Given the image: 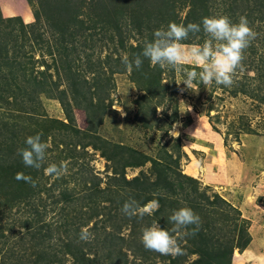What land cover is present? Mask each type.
<instances>
[{
    "label": "rangeland",
    "instance_id": "374dc122",
    "mask_svg": "<svg viewBox=\"0 0 264 264\" xmlns=\"http://www.w3.org/2000/svg\"><path fill=\"white\" fill-rule=\"evenodd\" d=\"M43 1L0 0V40H4L3 37L7 38L10 33L15 34L17 37L22 33L18 21L14 18L19 17L27 32V34H22L27 39L24 40L23 46L19 44L22 42L21 38L14 40L16 41L13 42L14 48L13 46L8 47V54L15 51L19 55L18 58L24 56L21 61L25 62L27 66L34 62L33 73L42 71V73L37 72L36 78L43 82V88L37 87L32 82L30 84L23 82L19 85L20 93L21 86L27 88L29 85L28 89H32V94H30L29 99L18 98L16 100L19 107L18 111L24 115L23 117L25 115H31L32 117L33 115L42 119V122L38 124V128L42 127L43 134L47 135L42 140V142L48 144L45 166L49 163L59 165L61 162H67L68 164L67 174L58 178L46 175L44 168L42 169L43 180L40 184L39 196H37L40 199L37 200L40 201V206L43 205L40 209V220L35 224L37 227L49 224V234L51 235L49 247L54 242L55 223L61 219L59 209L62 205L55 202L61 190H67L74 196L77 194L82 200L92 201L96 205L93 210L95 214L89 218L88 224L80 230L87 229L93 233L89 227L95 223L99 227L107 219L105 214L110 212L115 213L111 222L121 227L120 232L115 231L114 228H109V231L123 238V241H121L117 236H114L113 243L119 246L128 243L133 247L140 242L142 229L146 227L145 219H138L131 224L135 233L132 235L130 225L123 223L125 215L121 212L123 204L120 203L119 198L113 195L105 197V193L101 192V188L104 189L107 185H113L116 182L115 177L112 178L114 173L111 167L116 166L119 169L127 157L124 150L118 155L112 152L121 150L118 149V145L129 146L145 156L161 159L162 152L165 149L172 152L173 155H175L177 149L182 150L185 155L181 157L180 168L185 174L197 179L200 186L208 185L210 188L207 193L210 196L216 192L227 200L226 195L228 193L224 189L226 186L230 194L233 191H238L246 199L245 197L251 195L250 193L244 194L243 188L249 181L254 187L250 191L254 192L255 190L257 193L255 199L252 196L251 199L257 205L261 204L260 199L262 197L257 192V185H259V191L264 189V106L258 105L251 98L243 95L230 96L222 88L215 87L214 84H202L201 86L193 84L191 88L187 89L183 83H180L182 79L180 72L172 70L174 76L171 79L167 76L171 71L163 69L162 77L175 83L174 88L171 89L173 96L164 101L166 111H157L162 109L161 105L156 108L155 113L157 116L161 113L168 115L172 113L174 107H177L178 119L174 123H178L180 127L174 129V131L179 132V142L176 143L170 139L172 136L169 135L167 123L164 121L156 123L151 118V105L145 104L142 109H140L141 106H138L137 101L143 92L131 81V75L122 62L125 56L132 59L136 55L120 47L118 35H115V32L112 39L109 36L110 24L118 21L121 23V27L123 26V32L120 34L122 37H126V40L123 38L125 46L128 43L134 44L136 39L142 37L130 28L127 30L128 20L124 21L119 17L118 12L111 9L112 7H122V0H68L69 2L64 4L66 5L65 8L62 7L58 10L60 13H56L54 10V12H49L48 9H45L46 3L43 4ZM52 1L55 2V9L56 4H63V1ZM132 1L127 0V3L132 4ZM144 1L150 5L148 0ZM211 4L214 8L212 9L213 15L225 13L230 6L228 2H223V0H212ZM75 11H77V19L83 22L84 28L78 26L77 22L73 24V21L65 20V17L68 18ZM80 11L82 12L78 15ZM261 11L264 12V7L261 8ZM37 12L40 13L38 20L35 17ZM184 13L185 10L179 11L178 16L182 17ZM252 13L254 19L249 27L256 33L252 42L256 41L254 47H258L257 54L262 56L264 53V16L263 21H257L256 12L252 11ZM9 17H11L10 21L7 20ZM239 18V16L233 17L231 21L236 23ZM65 24L71 25L70 31L74 32V37H71L70 40L64 38L65 41L60 40L58 42L60 37L57 38V32L53 31ZM29 26L32 31H29ZM122 29L120 28L117 31H122ZM183 44L192 45L193 43ZM48 48H51V54H48ZM244 55L243 59L248 58L247 52H244ZM89 65L91 67H88ZM189 65L194 64L189 63ZM244 74H246V71L241 69L236 73V78L240 80ZM70 77L73 80H70ZM75 87L78 91L77 93L74 92L76 96L73 99V93L71 92L75 90ZM34 88L44 90L36 94L33 92ZM47 90L49 92H45ZM174 98H176L175 101ZM8 100L12 101L10 98ZM117 104L122 107L125 115L121 116L114 109ZM210 104H212L213 110L207 113L206 110ZM15 105V103L8 102L0 104V118L7 119L4 113L13 112ZM14 112L12 115H14ZM245 113L249 125L254 128L252 129L254 133L237 132L238 123L241 121L238 119L239 115ZM9 120L12 121V119ZM26 121V118H22L19 121L17 120L16 124L18 126L21 123L23 126L24 132L28 134H24L25 138L30 136L28 133L30 126H25ZM60 121L67 123V127L61 125ZM74 128L79 129L81 132H75ZM93 144L97 146V149L92 147ZM100 151L107 153V155L114 154L116 157H111L112 160L110 161L106 160L107 158ZM193 156L197 158L201 166L199 167L196 164L195 171H190L189 166L186 165L191 159L194 160ZM224 159L226 160V166L224 167L229 170L230 174L228 172L224 175L225 170L222 168L221 163ZM204 164L205 166H203ZM238 164L239 166H245V169L238 168ZM149 165L150 161H146L141 167H125L124 176L126 179H130L140 169L148 174ZM219 166H221L220 169H218ZM210 170L213 173L214 171L220 172V176L223 174L224 178L229 179L228 183L226 185L220 183V178L212 183L206 182L213 175ZM202 173H208V175H203L206 177V181L202 180ZM230 185L237 187L239 185V188H234L232 191L229 189ZM109 200H112V202ZM79 204V202H75V207L73 204L66 205L69 208L74 207L78 210L80 209ZM262 205L264 206V203ZM116 206L119 208L118 210H116ZM258 208L252 214L245 213V217L237 208L241 216L247 221L246 228L250 240L253 239L254 241L253 244L249 241L245 247H249L250 249H247L250 252L252 248L254 251H258L260 247L264 248V212ZM29 210L30 207L27 202H19L10 208H6L5 212L0 214V223L4 227L0 242L8 239L6 244H0L1 249L9 247L16 251L14 245L18 241L20 233L25 232L19 226V222L32 217ZM81 211L84 213L79 214L83 217L89 215L88 212L85 213L86 208H82ZM257 215L260 216V219L257 218ZM104 225L108 229L107 223ZM42 232L37 235L35 243L41 239L39 235ZM123 250L129 251L131 248L127 246ZM242 250L234 249L232 256L235 251L242 252ZM108 251L109 249L102 248L99 249L96 255L99 258L102 257L101 259L105 256L108 259L112 258V255L108 256ZM26 253H30V250L27 249ZM131 254H127L130 262L133 258ZM115 256L114 253L113 258ZM34 257L33 255L27 258L29 261L24 259V262L32 264L31 261L34 260ZM192 257H188V259L190 260ZM133 259L139 261L138 258ZM8 262H12V259ZM111 262L115 261L112 260ZM65 264H72L71 260L65 261ZM148 264H163V262L155 259L154 263L149 262Z\"/></svg>",
    "mask_w": 264,
    "mask_h": 264
},
{
    "label": "trees",
    "instance_id": "16d2710c",
    "mask_svg": "<svg viewBox=\"0 0 264 264\" xmlns=\"http://www.w3.org/2000/svg\"><path fill=\"white\" fill-rule=\"evenodd\" d=\"M59 1H63V4H56V9L54 8L55 2L52 0H44L43 4L46 3L45 9H48L49 12L54 10L58 13L60 8H65L66 5L64 4L69 2L68 0ZM148 1L150 5L144 0H133L132 4L130 2L127 3V0H122V7L118 6L116 8H111L114 12H118L121 19L124 21L128 20L126 24L127 30L130 28V30H134L136 34L142 35L140 39H136L134 44L128 43V45L125 46L123 44V38L126 40V37H122L120 34L123 32V26L121 27L120 25L121 23L115 21L110 24V38L112 39L115 32V35H118L120 47L124 50H129V52L135 55L142 52L145 40L153 39V32L156 29L162 26L166 27L169 22L187 25L190 22L200 23L203 17L225 15L228 16L230 20H232L233 17L245 16L248 25H250L253 23L254 19V17H252L254 16L252 11L256 12L257 21H263L264 16V12L261 11V8L264 7V0H223V2H228L230 6L225 13L215 15H213L212 10L214 8L211 6L212 0ZM182 10H185V13L182 17H179L178 12ZM81 12L82 11H80L78 15L81 14ZM39 14L40 13L37 12L35 15L37 20ZM76 14L77 11L72 13L68 18L65 17V20H71L73 24L77 22L76 24L78 26L84 28L82 25L83 22L77 19ZM14 18L18 21L20 31L27 34L25 25L21 19L19 17ZM7 20L10 21L11 17L7 18ZM59 21L61 20L59 19ZM120 28L122 31H117ZM70 29L71 25L69 24L54 29L53 32H57L58 34L57 38L60 37L58 42H60V40H70L71 37H74V32L70 31ZM29 31H32L30 26ZM22 33H20L18 37L10 33L7 38L3 37L2 39L4 40H0V104L6 102L16 104L15 109L13 108V112L15 111L14 115H12L13 112H6L4 113L5 115H3L7 117L8 120L6 118H0V214H3L6 208H10L19 202H27L32 217L25 218L23 221L19 222V226L25 230V232L22 231L20 237H17L18 241L14 245L16 251H13V248L10 249L9 247L2 248L4 250L1 251L2 249L0 248V264H28L24 262V259L27 260V258L33 255L35 257L34 260L31 261L32 264H65V261L69 259L72 264H148L149 262L154 263L155 259L162 261L163 264H230L234 249L242 250L250 241V235L246 228L247 221L241 216L239 210L222 196L216 192L210 196L207 193V190L210 188L208 185L200 186L197 179H194L192 176L182 171L180 162L181 157L184 156L185 153L179 149L175 151V155L165 149L162 152L161 159L145 156L138 150L129 146L118 145V149L120 148L121 150L112 152L118 155L124 150L127 153V157L119 169H117L116 166L111 167L114 173L112 178L115 177L116 182L113 185H107L104 189L101 188V192L105 193V197L110 195L116 198L118 197L121 204L129 199H134L141 206H144L149 201L157 200L159 208L152 215H145L143 217L146 222V227L153 222H157L160 227L168 230L170 233L173 225L169 223L168 216L171 214V211L180 207L191 208L199 215L201 227L196 235L180 239V245L183 249L182 255H160L156 252L148 251L143 247L141 240L133 247L128 243H123L122 246L116 243L114 244L112 241L114 236H117L121 241H123V238L117 233V235H115L109 231V228H114L115 231L120 232L121 227L111 222L115 213L110 212L105 214L107 219L104 223H101L99 227H97L96 223L89 227V229L93 231L92 239L89 241L81 240L79 238L81 233L80 228L86 226L89 218L95 214L93 210L96 205H94L92 201L82 200L77 194L75 196L72 195L67 190H61L58 193L59 197L55 201L57 204L62 205L59 209L61 219L56 221L54 226L56 233L53 238V245L50 247L48 246L51 237L49 234V224L40 227H37L35 224L40 220V209L43 205L40 206V201L37 200L40 199V197L37 196H39L40 184L43 180V167L39 170L25 167L21 157L17 155V149L25 147L24 142L26 138L24 134L28 135L24 132L21 123H19L20 125L18 126L16 125L17 120L19 121L22 118H26L27 121L25 126H30V131H28L30 136L40 134L41 141L47 136L43 134L44 130L42 127L40 129L38 128V124L42 122V119L33 115L32 117L31 115H25V117H23L24 115L20 114L18 111L19 107L16 100L18 98L29 99L30 94H32V89H28L29 85L27 88L21 86L22 89H20V93L19 85L23 82H28V84L32 82L37 87L40 86V88H43V82L36 78V74L42 73V71L33 73L34 62H31L32 64L27 66L25 62L21 61V58L24 56L18 58L19 55L15 51L8 54V47L11 48V46H13L14 48V43L16 42L14 40L17 38L22 39V42L19 44L23 46V42L27 38ZM64 38L66 39L64 40ZM204 38H206V35L201 31L194 35L190 34L189 39L182 43L202 44ZM255 42L256 41H251L250 45L244 50V52L248 53V58L242 60L241 66L234 73V83L232 86L225 87L223 85L213 84L217 88H222V90L227 92L230 96L236 97L237 95H243L251 98V100L253 102L255 101L258 105L264 106V53L262 56L257 54L258 47H254ZM47 52L51 54V48H48ZM244 52L243 57H245ZM132 59L130 58L129 60ZM88 67H91V65ZM192 68H195L197 71L199 70V67L196 65H185V69L190 70ZM241 69L245 70L246 74L239 80L236 78V73ZM170 71L171 72H169L167 76L172 79L174 74L172 70ZM163 72L164 70L159 66H152L147 59H143L141 68H133L130 75L131 81L143 92L137 101L138 106H141L140 109H142L145 104L151 105V118L154 122L164 121L167 123L168 129H170L173 123L178 119L177 107H174L172 113L168 115L161 113L157 116L155 113L156 108L161 105L163 109L161 112L166 111L164 101L173 96L171 89L174 88L175 83L162 77ZM70 80H73L72 77H70ZM194 84L197 86L202 85L199 82H194ZM41 90L44 89L39 90L38 88H34L33 92L37 94ZM77 91L76 87L75 90H72L73 99H75L74 96H76L75 93H77ZM45 92L49 91L47 90ZM60 92L65 93L64 91ZM67 92L70 93L69 91ZM9 98L12 99V101H9ZM173 100L175 101L176 98ZM211 110H213L212 104L208 106L206 112L209 113ZM15 115L17 116L15 117ZM246 116V113L239 115L238 119L241 121L238 123V133L239 131L245 134L254 133V131H252L254 128L249 125V120ZM9 119H12V121ZM60 124L67 127V123L60 121ZM73 130L77 133L81 132L76 128ZM170 139L176 143L179 142L178 137ZM92 147L97 149L95 144H93ZM101 152L107 158L106 160L110 161L112 160L111 157H116L114 154L107 155V153L100 151V153ZM146 161H150L148 174H146L143 169H140L138 173L133 175L130 179L125 178V167H141ZM44 167H46L45 164ZM17 173L30 175L33 181H35V187L22 180L15 179ZM109 201L112 202V200ZM260 201L264 203L263 198H261ZM75 202L80 203L79 208L81 210L82 208H86L85 213H89L87 217H83L79 214L84 213L80 209L77 210V208H74ZM64 203L73 204L74 209L67 207ZM118 209L117 207L116 210ZM120 215L123 217L122 214ZM138 219L140 218H128L125 216L124 219L123 217V223L130 225V232L132 235L135 233L133 232L134 227L131 224ZM106 223L108 229L106 225H104ZM3 229V224L0 223V237L3 236ZM40 232H42V234L39 235L41 239L35 243L37 235L40 234ZM172 234L176 235L175 233ZM7 240L8 239H5L3 242H0V244H6L8 242ZM40 246L42 247L39 248ZM127 246L130 247L131 250H123V248H127ZM102 248L106 250L109 249L108 256L112 255V258L108 259V257L105 256L101 259L102 257H97V252ZM27 249L30 250V253H26ZM114 253L116 254L115 258H113ZM127 254L133 255V258H138L139 261H135V259L132 258L130 262ZM191 256L193 257L189 260L188 257ZM10 259H12V262H8ZM112 260L115 262H111ZM186 260H188L187 263H185Z\"/></svg>",
    "mask_w": 264,
    "mask_h": 264
},
{
    "label": "clouds",
    "instance_id": "9594fccd",
    "mask_svg": "<svg viewBox=\"0 0 264 264\" xmlns=\"http://www.w3.org/2000/svg\"><path fill=\"white\" fill-rule=\"evenodd\" d=\"M201 31L207 37L202 44L182 43L189 39L190 34ZM255 36L256 33L249 27L245 16H241L236 23L225 15L203 17L200 23L190 22L187 25L169 22L166 27L162 26L153 32V39L144 41L140 54L132 60L125 56L122 62L129 73L133 68H141L143 59H147L152 66L178 71L182 74L180 83L187 89L191 88L194 82L230 87L234 82V73L241 66L243 52ZM189 63L198 66L200 71L195 68L185 69L184 66ZM114 109L121 116L125 115L119 104ZM157 111L161 112L163 109ZM179 127L178 123H174L169 129V135L173 139L179 136V132L174 131ZM24 143L25 147L17 149V155L21 157L25 167L37 170L43 167L46 175L57 178L67 174V162H61L59 165L49 163L44 167L48 144L41 141L40 134L28 136ZM15 179L35 187V181L30 175L17 173ZM158 208L157 200L141 206L136 200L129 199L123 203L121 212L128 218L143 219L145 215H152ZM168 221L173 225L171 233L160 227L157 222H153L142 229L141 243L146 250L160 255H182L180 239L196 235L201 227V219L191 208L180 207L171 211ZM79 238L89 241L93 236L87 229H82ZM259 264H264V257L260 258Z\"/></svg>",
    "mask_w": 264,
    "mask_h": 264
},
{
    "label": "crops",
    "instance_id": "0c3cea01",
    "mask_svg": "<svg viewBox=\"0 0 264 264\" xmlns=\"http://www.w3.org/2000/svg\"><path fill=\"white\" fill-rule=\"evenodd\" d=\"M193 158H194V160L191 159L190 161H188V164L186 165L187 167L189 166L190 171L191 170H194L195 171V169H196L195 165L196 164L199 167L201 166V163H199V161H197V158L195 156H193ZM224 160H222L221 163H222V168L225 170L224 171V175H225V174H228L229 170L225 169L224 166H226V160H225V162H224ZM239 164H238V166H239ZM203 166H205V164ZM220 168H221V166L218 167V169H220ZM238 168L245 169V166H239ZM202 170H203V168H202ZM210 171L212 172V170H210ZM205 174L208 175V173H205ZM205 174L202 173L201 176H203ZM212 174L213 175L211 176V178H210L209 181H206L205 180L206 179L205 176L202 177V180L203 181H206L208 183H212V182H215V180L217 181V179L220 178V183L225 184V185H226V183H228V180L229 179H227V177L224 178V175L223 174H221V176H220L219 175L220 172L214 171V173L212 172ZM229 174H230V172H229ZM248 182L249 181H247V183L245 184V186L243 188L244 189V194H247V193L249 194L250 193V195L252 197H254L253 199H255V196H256L257 193H256L255 190H254V192L253 191H250L251 188L254 189V187L252 186L251 182H249V183ZM236 183H237V181H236ZM230 186H229V189L232 190V191L234 190V188H236V189L239 188V185H238V187L235 186V185H233L231 187ZM258 188H259V185H257V190H258L257 192H259L258 193L259 196H261L264 199V189H262V191H259ZM222 189H223V187H222ZM224 189H225L226 193H228L226 195V198H228L227 200L230 201L232 205L236 206L241 211V213H242V215L244 217H245V213L246 214H252L253 212H255V210L258 207H259L258 209H260V210H262V212H264V210H263L264 209V206L262 205V202H261L260 205H257L256 202L253 201V199H251V196L250 197L249 196L248 197H245L246 199H244L238 191H236V192L233 191V193L230 194L226 186H225ZM257 218L260 219V216L257 215ZM251 227H252V225H251ZM253 228H255V227H253ZM255 232H257V231H255ZM250 242H251V244H253L254 243L253 239L250 240ZM249 246H251V245H249ZM247 248H249V247H247ZM247 248H245L244 250H242V252L235 251V253L232 256V262H231V264H259L260 258L261 257H264V248L260 247L261 249L258 248L259 249L258 251H254V249L252 248L251 249V252Z\"/></svg>",
    "mask_w": 264,
    "mask_h": 264
}]
</instances>
